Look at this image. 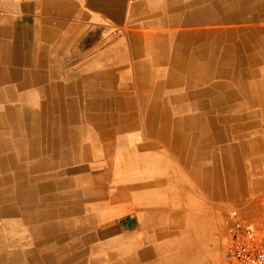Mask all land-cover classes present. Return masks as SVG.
Segmentation results:
<instances>
[{
  "label": "crops",
  "instance_id": "obj_1",
  "mask_svg": "<svg viewBox=\"0 0 264 264\" xmlns=\"http://www.w3.org/2000/svg\"><path fill=\"white\" fill-rule=\"evenodd\" d=\"M217 5L248 12L242 80L200 62L215 21L186 24ZM206 89L209 143L156 131ZM263 190L264 0H0V264H217L220 218Z\"/></svg>",
  "mask_w": 264,
  "mask_h": 264
},
{
  "label": "bare ground",
  "instance_id": "obj_2",
  "mask_svg": "<svg viewBox=\"0 0 264 264\" xmlns=\"http://www.w3.org/2000/svg\"><path fill=\"white\" fill-rule=\"evenodd\" d=\"M213 3H215V2H213ZM229 3H230V1H229ZM212 6H213V4H212ZM218 6L219 5H217V7H214V8L212 7V9H208L207 7L202 8L203 6L201 8H196L197 10L194 8L193 11L195 10V13L189 15L190 23H186V24L196 25V24H198L197 22H200V21L203 22L206 19L207 20L212 19L215 21L214 24L216 26H212V27L205 28V29L203 28L204 33H202V32L200 33L201 39H202V40L201 39L200 40L202 41V43L200 44L198 49H200L202 56H203L204 51L205 52L209 51V53L211 55H214L215 53H217L218 55L216 56V58H214L212 56L208 61L203 60L204 58L201 57L202 61L200 60V62L202 63V65L204 67L206 66L205 69L217 68L216 74H217V76H220L221 78H231L232 80H236V79L240 80L241 77L239 75H236L237 73H235V71H232V70L236 69V67L239 68L242 66V59H241V56L239 55V53L243 47L242 40H241L243 28H241L240 22H241L242 17L246 16L248 14V12H246V9L241 7L240 5L227 6V7H218ZM198 7H199V5H198ZM257 9L256 8L253 9L251 11V13L258 14L255 12V11H257ZM177 10H179V8ZM188 40L189 39L181 40L180 46H183L186 48L187 47H193L194 43H192L191 40L189 43ZM194 46H196V45H194ZM179 53H180V51H179ZM190 56H192V55L190 54ZM192 61H193V59H192ZM178 64H181L180 61L178 62ZM173 65H175V64H173ZM223 65H226L227 69H230V70H227V69L226 70H224V69L219 70V67L223 68L222 67ZM189 66H188V63L185 62V65H184L185 68H192L193 67L192 62L189 63ZM211 75L212 74H206L203 76H201V74L195 75L192 80L200 79V77H202L203 79H208L209 76H211ZM190 78H191V75H190ZM187 81H188V79H187ZM219 88H220L219 90H223V91L226 90L225 88H223L221 86H219ZM211 94L212 93L209 92L208 89H206L205 91L202 90L201 93L199 94V96L201 98V102H200V104H198L199 107H197V109H199V111L201 113L200 118H197V119H193V118H186L185 119L184 118V119H181L178 121V120H172L171 118L162 115L161 117H158V120H155V121H158L160 123L159 128H157L156 131L158 130V132L160 134H163L164 137L166 136L167 133H169V132L172 133V135L174 136V140H175L176 144L181 143V136L179 135L180 130L183 132L184 131L189 132L188 137L185 138V141H184L185 143H188V141L192 142L193 140H196V142L200 143L201 145H203L205 143H209V139L206 137V129L209 128L210 125L208 126L207 124H205V122L208 120L209 123L210 122L212 123V120H209V118H206V117L209 116L211 111L213 113V109L216 110L215 112L222 111V109H223V104L220 102L219 99L217 101L215 100L214 102L209 101L208 97ZM191 98H193V97H191ZM212 106H214L213 109L211 108ZM158 110L160 111V109L153 108L150 110V112L156 113ZM164 113H166V111L163 112V114ZM155 121H152V118H150L151 124H153V122H155ZM212 125L215 126V124H212ZM194 128H197L198 130L194 131ZM186 133L184 135H186ZM218 135L219 136H217V139L223 138L221 133L218 132ZM44 145H45V143H44ZM42 228L49 230L48 225H43Z\"/></svg>",
  "mask_w": 264,
  "mask_h": 264
},
{
  "label": "built area",
  "instance_id": "obj_3",
  "mask_svg": "<svg viewBox=\"0 0 264 264\" xmlns=\"http://www.w3.org/2000/svg\"><path fill=\"white\" fill-rule=\"evenodd\" d=\"M263 218L254 220L233 209L226 226V264H264V193L259 197Z\"/></svg>",
  "mask_w": 264,
  "mask_h": 264
},
{
  "label": "rangeland",
  "instance_id": "obj_4",
  "mask_svg": "<svg viewBox=\"0 0 264 264\" xmlns=\"http://www.w3.org/2000/svg\"><path fill=\"white\" fill-rule=\"evenodd\" d=\"M262 193H264V190L254 195H251L249 198L238 203V205L244 204L245 209L242 211L241 213L242 215L259 221L263 218L262 207L259 203V197ZM229 211L226 216L220 218L219 223L217 224V229L215 231L214 241H215V255L217 259V264H226V258H225L226 242H227L226 226L229 222V215H228Z\"/></svg>",
  "mask_w": 264,
  "mask_h": 264
}]
</instances>
